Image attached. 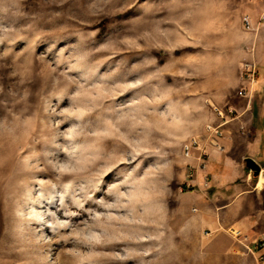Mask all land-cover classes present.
Instances as JSON below:
<instances>
[{"label": "rangeland", "instance_id": "1", "mask_svg": "<svg viewBox=\"0 0 264 264\" xmlns=\"http://www.w3.org/2000/svg\"><path fill=\"white\" fill-rule=\"evenodd\" d=\"M262 20L257 0H0V264H255L200 221L182 148L214 106L241 111ZM240 118L222 153L258 185L227 212L249 215L252 247L264 135L238 151Z\"/></svg>", "mask_w": 264, "mask_h": 264}, {"label": "crops", "instance_id": "2", "mask_svg": "<svg viewBox=\"0 0 264 264\" xmlns=\"http://www.w3.org/2000/svg\"><path fill=\"white\" fill-rule=\"evenodd\" d=\"M257 7L263 19L257 24L259 31L256 49L259 62L258 79L246 85L248 97L239 96L244 98L245 101L243 104H239L238 109L241 111L237 112L238 115L234 119L238 128L244 127L246 123L240 116L246 110H251L249 125L253 129V138L243 140V145L236 147L238 151L257 150L262 143V136L264 135V0H257ZM234 140L229 135L222 138L221 144L223 148L220 151L210 147L213 148L212 156L207 158L202 169L198 167L197 160L190 158L192 178L187 180L186 185L189 187L192 185L194 188L191 191L195 203L194 210L205 226L217 230L228 223V228L235 227L245 232L241 227L245 229L250 225L249 215L245 212L235 211V209L230 212L232 214L230 215L227 209L229 207L232 208L236 204L240 195L250 192L249 188L240 187L239 185H258V182L256 184L252 182L250 172L242 176L240 168L233 165L235 157L230 156L227 152L225 154L222 153L225 147L232 148L234 146ZM254 159H256L255 156ZM205 175H207L208 183L211 185L209 190L204 188L203 178ZM234 211L235 213H232ZM206 233L208 234V231Z\"/></svg>", "mask_w": 264, "mask_h": 264}, {"label": "built area", "instance_id": "3", "mask_svg": "<svg viewBox=\"0 0 264 264\" xmlns=\"http://www.w3.org/2000/svg\"><path fill=\"white\" fill-rule=\"evenodd\" d=\"M244 26L248 29H254L251 19L248 15L242 17ZM257 76V67L253 60L242 63L240 68V79L242 81L241 87L238 89V95L242 97H248L247 87L248 83H253ZM214 111L220 118V122L217 124H207L201 135L191 137L183 145V153L186 157L197 160L198 167L201 169L204 167L208 152L207 149L214 147L219 151L222 150L221 139L225 137L223 125L229 123L237 117V111L232 107L220 108L214 106ZM189 179L192 178V171L188 174ZM204 185H208L207 175L203 178ZM229 236L236 241L243 248V253L252 256L255 264L264 262V234L259 237H255L251 242L254 243L250 247L248 242V236L245 232L239 228L229 227L227 228Z\"/></svg>", "mask_w": 264, "mask_h": 264}, {"label": "water", "instance_id": "4", "mask_svg": "<svg viewBox=\"0 0 264 264\" xmlns=\"http://www.w3.org/2000/svg\"><path fill=\"white\" fill-rule=\"evenodd\" d=\"M245 166L250 169L253 175H258L260 172V166L255 162V160L251 157H245Z\"/></svg>", "mask_w": 264, "mask_h": 264}]
</instances>
